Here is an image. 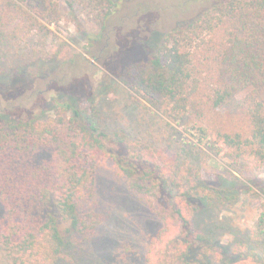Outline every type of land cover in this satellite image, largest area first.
<instances>
[{
	"label": "trees",
	"instance_id": "1",
	"mask_svg": "<svg viewBox=\"0 0 264 264\" xmlns=\"http://www.w3.org/2000/svg\"><path fill=\"white\" fill-rule=\"evenodd\" d=\"M24 1L32 12L20 4ZM119 1L0 0V39L17 41L45 30V24L57 21L63 4L96 26L84 49L104 37L110 46L109 24ZM56 49L65 53L63 43ZM55 55L46 62L39 57L33 74L23 65L13 67L0 82L6 86L9 79L23 78L24 85L32 82L30 88L40 80L45 90L49 68L46 77L59 90L53 75L58 70L65 74L98 63L80 53ZM119 77L165 118L190 117L195 143L210 137L223 147L241 184L264 192L257 181L264 170V0L214 1L166 32L153 54L125 64ZM31 90L27 100L0 91V264H58L73 237H89L99 217L79 211L93 195L99 164L107 161L160 222L142 264H208V239L194 219L203 205L234 201L223 194L231 193L229 180L192 174L178 156L123 132H104L69 101L56 102L57 115L46 116L44 90ZM253 234L254 240H264V202ZM234 248L233 255L243 258L240 264H264V244L258 252L240 244Z\"/></svg>",
	"mask_w": 264,
	"mask_h": 264
},
{
	"label": "rangeland",
	"instance_id": "2",
	"mask_svg": "<svg viewBox=\"0 0 264 264\" xmlns=\"http://www.w3.org/2000/svg\"><path fill=\"white\" fill-rule=\"evenodd\" d=\"M214 1L217 0H120L109 24L113 34L120 35H111L110 46L104 37L87 49H84L86 35L95 34L96 26L89 19L76 17L61 4L57 21L45 24V30L17 41L8 37L0 39V76L7 77L8 71L19 65L33 74L31 66H35L39 57H45L46 62L55 58V54L73 57L80 53L87 61L96 60L97 68L65 69V74L58 70V74L53 75L59 79V90L46 77L48 68L45 90L40 80L29 88L32 83L29 84V80L24 85L23 78L17 82L13 78L6 86V82H0V91L7 90L27 100L32 88L44 90L42 103L45 105L41 111L46 116L57 115L56 102L69 101L85 115H90L104 132H123L152 149H163L169 155L178 156L187 162L192 174L198 172L206 177L213 173L229 180L228 184L234 186L228 188L230 194H223L235 197L234 201L203 205L194 224L207 236L209 245L205 259L208 264H240L243 258L233 255L235 246L240 244L258 252L264 244V240L253 238L264 192L241 184L235 166L224 156L223 147L214 144L210 137L204 144L195 143L197 134L190 117L177 122L165 118L119 77L125 64L153 54L166 32L194 18ZM20 4L32 12L28 1ZM151 34L155 36L152 38ZM61 43L65 45V53L56 49ZM114 45L120 49L114 50ZM0 98L2 106L4 99L1 95ZM257 181L264 189V170ZM88 213L99 217V225L87 238L73 237L58 264H142L160 222L154 209L129 190L110 161L99 164L93 195L80 208V216Z\"/></svg>",
	"mask_w": 264,
	"mask_h": 264
}]
</instances>
